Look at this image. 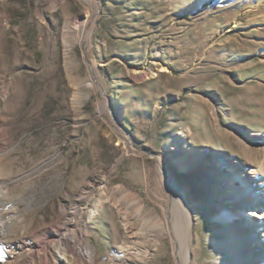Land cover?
Listing matches in <instances>:
<instances>
[{
	"label": "rangeland",
	"instance_id": "374dc122",
	"mask_svg": "<svg viewBox=\"0 0 264 264\" xmlns=\"http://www.w3.org/2000/svg\"><path fill=\"white\" fill-rule=\"evenodd\" d=\"M167 176L189 264H239L252 225L217 217L241 192L264 223V0H0V264L63 220L94 250L73 264H178Z\"/></svg>",
	"mask_w": 264,
	"mask_h": 264
},
{
	"label": "bare ground",
	"instance_id": "6f19581e",
	"mask_svg": "<svg viewBox=\"0 0 264 264\" xmlns=\"http://www.w3.org/2000/svg\"><path fill=\"white\" fill-rule=\"evenodd\" d=\"M243 175V174H241ZM167 190L171 196L170 210L172 211V218L168 222V228L170 230L171 237L175 246V252L178 257V264H189L191 261V248H190V234L192 217L190 211L185 207L186 202L184 192L174 185L172 179L167 176ZM248 181V180H247ZM250 181V180H249ZM6 182L0 178V199L6 196ZM244 184V183H242ZM251 191H258L255 185H250ZM234 192H237L236 190ZM264 197V193H262ZM242 197V193H234V197L237 199L234 201L235 209L237 212H233L230 208L226 209L217 218L224 221L238 220L241 226L245 223H251V229H242L241 240L232 239L224 245L222 248L228 252L231 256H237V245L245 243V250L243 256L239 260V264H253L256 261L264 260V223L260 219L263 213L258 209L253 200L246 198L247 206L249 207V214H244L243 218L240 215L239 198ZM262 198V197H261ZM238 205V206H237ZM14 205H9L7 209L3 210L0 206V239L6 240L12 233L9 222L10 218H7L5 214L14 213ZM253 230V231H252ZM88 229L81 223L69 226L66 221L59 223L54 232H48L42 239L29 242V239L24 238L21 241L14 243L10 250L13 255H19L25 251V257L20 261V264H73L80 259H86L90 263L94 260V250L90 247L87 241ZM233 233L234 230L232 229ZM35 236V235H33ZM57 253L56 259L52 260L51 252ZM75 257L76 260L69 259L68 254ZM143 257L147 256V251L142 253ZM142 257V256H141Z\"/></svg>",
	"mask_w": 264,
	"mask_h": 264
}]
</instances>
